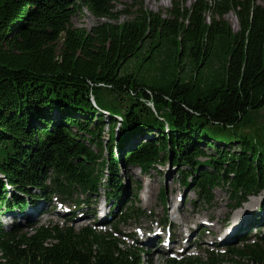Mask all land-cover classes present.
Listing matches in <instances>:
<instances>
[{"label": "trees", "instance_id": "1", "mask_svg": "<svg viewBox=\"0 0 264 264\" xmlns=\"http://www.w3.org/2000/svg\"><path fill=\"white\" fill-rule=\"evenodd\" d=\"M115 1L0 0V264H142L148 253L112 233L36 225L22 233L14 218L35 199L88 206L102 187L112 210L122 205L116 232L144 214L119 202L127 165L145 173L170 162L206 206L219 187L236 206L264 190L263 143L243 130L264 115V6L194 0L164 19L132 0L129 21L72 26L82 10L116 21ZM165 264H264V236L206 262Z\"/></svg>", "mask_w": 264, "mask_h": 264}, {"label": "rangeland", "instance_id": "2", "mask_svg": "<svg viewBox=\"0 0 264 264\" xmlns=\"http://www.w3.org/2000/svg\"><path fill=\"white\" fill-rule=\"evenodd\" d=\"M160 1L162 0H143L142 8L144 11L152 12L154 14H161L162 18L168 19L166 11L172 9L174 5L188 7L194 2V0H163V4L160 5ZM259 3L264 6V1L259 0ZM136 9L137 6L132 0H116L112 3V13L117 16L116 21L97 19L88 11L82 10L81 12H77L72 17L71 24L74 27L90 30L99 22L122 23L131 20L135 16ZM224 20L229 24L230 28L234 32L238 30V24L233 14L226 15ZM149 67L150 64L147 61L142 64L139 70L143 72ZM249 122L254 126L243 130L248 133L247 137L253 142L256 140L262 142L263 145L261 148L264 151V115L262 114V111L253 114ZM252 127H257L256 133L252 131ZM234 131L236 133L242 132L241 129H234ZM102 136L103 140L105 141L108 137L107 128L104 129ZM217 146L218 148L221 147L218 144ZM227 148L229 150H233V147L230 148L227 146ZM106 151L107 148L104 149L102 157H106ZM205 151L206 154L214 153L212 149L205 148ZM118 173L122 184V189L119 194L120 202L124 204L127 201H131L133 202L134 207L144 214H142V217L138 220H130L125 224L120 225L118 228L120 233L117 235V237L122 241L126 249L138 242V247L140 248L141 246L145 251L148 252V256L145 257L144 264H165L166 259L170 257V254L167 253L168 251L160 248L161 245L159 243L157 246H154L151 243H149L147 246L141 244L144 238L140 236L151 235L157 228V225H159L164 219H167L168 225L171 224L169 227L162 226L164 227L165 231L169 232L172 230L175 232L180 231L184 226L183 222L190 224L189 231L193 232V227L196 229L198 226H206V220L212 221V223L217 221L215 222V226L212 227L208 232H213L215 234L217 232V237H219L221 240L228 229H230V225L232 227V225L239 219H242L243 222H246L249 219H255V221H259L257 225L258 227H251L252 231L247 233L250 234L247 235L248 239L254 241V235H264V190L261 191L257 196L248 197L246 202L239 205L238 208H235L234 200H232L228 195L226 188L219 187L212 192L211 204L206 206L203 205L202 201L198 200L197 195L192 188H185L182 186L181 179L178 176V170L174 168L173 165L168 161H165L163 164L155 165L145 173L141 172L138 167L128 165L121 167ZM105 191L106 190L101 187L96 199H92L90 201V211L93 212L95 208L102 205L105 206L107 211L109 210V207L112 205L111 203H113V201L109 202L106 200ZM161 192H163L165 195V199L163 201L161 200ZM33 202L40 204L36 199ZM42 204L41 206L45 210L46 214H34L31 212V210L21 213L22 216L19 217L20 219L16 220V222L18 221V223L24 228L22 233H27L30 231L29 225L49 227L57 226L61 229L70 227L75 233L79 232L81 228L87 227V225H90L88 227L91 229L95 227V225H91V217H87V214L82 215L80 211L74 208L71 202H68V204L64 205L70 207V209L73 211L74 218L72 221L67 220L70 217L69 214L65 215L63 210H59V207H57V205H59L58 200L52 201L51 199L50 202H42ZM33 205L31 207H33ZM232 208L235 209L232 210ZM84 211L87 210L85 209ZM15 214L18 213L15 212ZM97 217L99 218V216ZM235 217L238 218L234 219ZM27 220L29 222H26ZM95 221H98L97 218ZM226 222L228 225L225 224ZM1 223L4 228H9L11 224L10 217L5 214L2 216ZM223 224H225V226ZM255 227L261 230L257 232L254 229ZM106 229L111 230L109 228ZM196 234L197 235H195L194 239H189L187 242V246H189V249L191 250L190 254L183 253L181 256L182 258L183 256L192 255L193 258H197L202 262H206L208 258L206 254L207 250H216L215 246L227 245L225 243L212 244V242L216 240V237L212 240H209L207 237V232H196ZM131 236L133 238H131ZM156 238L158 239V237ZM180 238H182L181 243L183 244L185 237L176 232L175 236L173 237L175 247L173 246V250H171L172 253L176 254L182 250V246L179 245ZM228 239H230V237ZM221 246L219 249H222ZM219 251L218 254H221V250Z\"/></svg>", "mask_w": 264, "mask_h": 264}, {"label": "bare ground", "instance_id": "3", "mask_svg": "<svg viewBox=\"0 0 264 264\" xmlns=\"http://www.w3.org/2000/svg\"><path fill=\"white\" fill-rule=\"evenodd\" d=\"M163 2H164V1L162 0V1H160V2H159V4H160V5H162V4H163Z\"/></svg>", "mask_w": 264, "mask_h": 264}]
</instances>
